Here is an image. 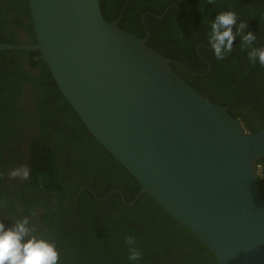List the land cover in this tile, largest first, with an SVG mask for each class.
Listing matches in <instances>:
<instances>
[{"label":"water","instance_id":"95a60500","mask_svg":"<svg viewBox=\"0 0 264 264\" xmlns=\"http://www.w3.org/2000/svg\"><path fill=\"white\" fill-rule=\"evenodd\" d=\"M37 50L94 138L219 264H264L258 180L264 128L248 132L101 0H28Z\"/></svg>","mask_w":264,"mask_h":264},{"label":"trees","instance_id":"16d2710c","mask_svg":"<svg viewBox=\"0 0 264 264\" xmlns=\"http://www.w3.org/2000/svg\"><path fill=\"white\" fill-rule=\"evenodd\" d=\"M14 4L31 16L28 0H7L6 9ZM101 6L107 20L120 19L122 29L140 37L149 31L148 44L175 59V70L205 97L228 106L247 131L264 128V66L251 63L250 47L242 46L239 35L223 59L216 58L209 44L212 20L231 10L238 24L247 22L245 32L256 35L253 46L264 47V0H215L211 4L208 0H101ZM42 62L48 69L44 82L52 104L62 99V110L51 108L40 119L58 152L51 142L38 138L30 169L43 195L21 189L20 194L11 193L15 196L11 199L0 193V200L9 204L6 214L21 217L16 211L27 201L32 212L43 207L41 223L49 228L45 239L55 242L58 264H219L206 244L150 194H142L134 204L125 203L135 200L141 185L89 132ZM10 63L6 61L7 73L12 71ZM181 67L193 74L188 76ZM8 80L0 77V95L7 91ZM0 117L9 119V105L0 104ZM259 165L264 196V158ZM129 236L134 237V245L127 243ZM132 247L141 253L139 260H129Z\"/></svg>","mask_w":264,"mask_h":264},{"label":"flooded vegetation","instance_id":"af4514ba","mask_svg":"<svg viewBox=\"0 0 264 264\" xmlns=\"http://www.w3.org/2000/svg\"><path fill=\"white\" fill-rule=\"evenodd\" d=\"M0 2V46H31L36 44L37 37L32 17L23 10H17L21 5L14 4L11 8L6 9L7 0H0ZM148 33L150 32L147 31ZM148 43H150V39ZM18 51L25 52L20 53ZM171 59L174 67L177 61ZM6 61H11L9 65L12 71L10 73L4 71ZM18 63L20 65L19 70L16 69ZM0 66L2 67L0 77L9 78L7 91L0 95V104L9 105L10 119L0 117V186L4 188V190H0V193L12 199L15 196L11 193L20 194L21 189H25L31 194L33 193L32 190H37L32 171H30L27 180L9 179L8 173L12 169L25 164L30 168L33 144L35 142L40 144L38 138H44L51 142L54 150L58 152L57 144L49 132H44L40 119L45 117L47 111L51 108L62 110L60 106L62 99H59L60 104H52V98L47 90L48 83L44 82V79L49 77L48 72H46L48 69L42 62L39 51L24 49L0 50ZM181 69L188 76L193 74L185 67H181ZM178 73L183 76L181 72ZM37 191L43 195L39 189ZM31 206L30 201L26 202L25 207L18 206L19 211L16 212L22 214L19 217L13 213L6 214L9 204L5 200H0V220L8 228L14 226L16 221L27 216L30 220V227H34L36 232L39 233L37 237L45 239L49 233V228L44 227L41 223V215L45 209L40 207V209L32 212L33 208ZM30 235H33V233H30Z\"/></svg>","mask_w":264,"mask_h":264},{"label":"clouds","instance_id":"9594fccd","mask_svg":"<svg viewBox=\"0 0 264 264\" xmlns=\"http://www.w3.org/2000/svg\"><path fill=\"white\" fill-rule=\"evenodd\" d=\"M208 3H215V0H208ZM234 11H223L216 15L211 23L209 33V44L217 59L224 56L233 49L237 35L240 36L242 46L250 47L248 58L252 64L257 61L264 66V47H254L256 35L245 32L248 24L240 21ZM235 28V32H234ZM30 168L25 164L9 173V179L27 180L30 175ZM30 220L27 216L15 222L12 227H5L0 220V264H58L60 253L54 241L38 238L34 227H29ZM134 237H127V243L134 245ZM141 258V253L135 247L130 249L129 260L136 261Z\"/></svg>","mask_w":264,"mask_h":264},{"label":"built area","instance_id":"2783aa9c","mask_svg":"<svg viewBox=\"0 0 264 264\" xmlns=\"http://www.w3.org/2000/svg\"><path fill=\"white\" fill-rule=\"evenodd\" d=\"M261 169H262V167H261V165H259L258 166V175H260V176H262Z\"/></svg>","mask_w":264,"mask_h":264}]
</instances>
